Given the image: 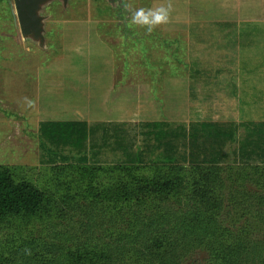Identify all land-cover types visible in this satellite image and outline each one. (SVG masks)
<instances>
[{
    "label": "rangeland",
    "instance_id": "1",
    "mask_svg": "<svg viewBox=\"0 0 264 264\" xmlns=\"http://www.w3.org/2000/svg\"><path fill=\"white\" fill-rule=\"evenodd\" d=\"M125 3L147 8L167 0H53L42 12L46 43L40 47L23 38L14 1L0 0V166L50 195L37 214L0 224V264H41L52 243L72 247L113 229L110 198L97 197L94 205L79 194L68 196L74 192L71 177L57 168L68 161L50 162L41 121L124 123L126 141L144 150L140 123L147 121L170 122L172 128L234 122L240 143L245 121L264 120V0H171V22L150 35L129 23ZM251 40L254 46H248ZM23 97L36 100L37 109L24 110ZM102 132L84 149L90 161L125 157L114 136L102 150L93 147L101 144ZM238 143L227 146L230 155ZM56 151L70 156V163L81 155L72 147ZM90 179L96 191L107 183Z\"/></svg>",
    "mask_w": 264,
    "mask_h": 264
},
{
    "label": "trees",
    "instance_id": "2",
    "mask_svg": "<svg viewBox=\"0 0 264 264\" xmlns=\"http://www.w3.org/2000/svg\"><path fill=\"white\" fill-rule=\"evenodd\" d=\"M245 122L247 133L238 143L234 122L201 120L172 128L170 122L147 121L140 123L147 137L143 150L126 141L124 123L41 121L50 162L68 161L57 164L71 177L74 192L68 196L79 194L94 205L97 197L110 198L106 207L114 206L112 230L101 229L98 237L72 247L52 243L41 264H264V120ZM100 129L101 144L93 147L102 150L114 136L125 157L90 161L84 149ZM232 142L238 147L230 155ZM65 147L79 151L77 163L56 151ZM252 161L256 165L248 169ZM94 177L107 183L96 191L93 180H86ZM49 200L48 191L0 166V224L33 216Z\"/></svg>",
    "mask_w": 264,
    "mask_h": 264
},
{
    "label": "water",
    "instance_id": "3",
    "mask_svg": "<svg viewBox=\"0 0 264 264\" xmlns=\"http://www.w3.org/2000/svg\"><path fill=\"white\" fill-rule=\"evenodd\" d=\"M15 10L13 11L18 20L21 34L25 40L38 42L40 47L46 43L45 19L42 14L46 7L53 0H13ZM67 4L68 0H61Z\"/></svg>",
    "mask_w": 264,
    "mask_h": 264
},
{
    "label": "clouds",
    "instance_id": "4",
    "mask_svg": "<svg viewBox=\"0 0 264 264\" xmlns=\"http://www.w3.org/2000/svg\"><path fill=\"white\" fill-rule=\"evenodd\" d=\"M173 7L171 0H167V3L147 8H135L131 3L124 4V8L131 12L129 23L143 27L146 34L149 35L157 28L168 25L171 22ZM21 107L26 111L36 110L37 101L29 97H23Z\"/></svg>",
    "mask_w": 264,
    "mask_h": 264
},
{
    "label": "crops",
    "instance_id": "5",
    "mask_svg": "<svg viewBox=\"0 0 264 264\" xmlns=\"http://www.w3.org/2000/svg\"><path fill=\"white\" fill-rule=\"evenodd\" d=\"M239 30H240V29H239ZM239 30H238V31H239ZM262 30H263V31H261V32L264 33V29H262ZM237 35L240 36V35H241V32L239 31ZM254 44H255V42H253V41L251 40V41L249 42L248 46H254ZM241 45H242V43H241ZM248 46H247V47H248ZM252 55H254V52H253ZM258 55H259V54H258ZM260 55H263V53H261ZM263 78H264V77H263ZM263 78L260 77V79H261L260 81H264ZM251 88H253V86H251ZM257 89L260 90V86H257Z\"/></svg>",
    "mask_w": 264,
    "mask_h": 264
}]
</instances>
